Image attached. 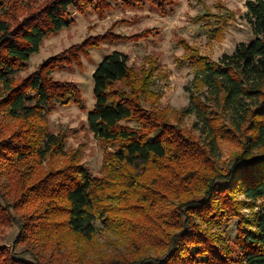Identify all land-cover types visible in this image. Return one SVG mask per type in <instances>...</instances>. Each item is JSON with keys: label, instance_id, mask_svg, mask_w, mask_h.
Segmentation results:
<instances>
[{"label": "trees", "instance_id": "obj_1", "mask_svg": "<svg viewBox=\"0 0 264 264\" xmlns=\"http://www.w3.org/2000/svg\"><path fill=\"white\" fill-rule=\"evenodd\" d=\"M6 6L0 0V123L18 125L10 134L0 125V172L8 180L0 184L8 205L0 202V222L13 221L11 209L18 213L17 244L34 261L0 246V264H264V0H246L251 40L218 61L196 51L188 57L198 64L194 85L206 91L191 92L184 113L196 114L204 139L146 106L158 95L126 53L104 57L93 72L95 104L88 113L90 130L115 148L104 178L75 159L42 170L49 158L67 153L46 115L56 105L83 102L77 84L53 77L62 62L121 36L87 38L63 59H49L24 79L15 75L46 37L74 22V13L103 12L109 1L52 0L16 26L4 17ZM222 140L239 147L227 170L214 151ZM233 220L237 235L230 241L220 228ZM97 222L133 247L100 263L88 260L84 251L97 243Z\"/></svg>", "mask_w": 264, "mask_h": 264}, {"label": "rangeland", "instance_id": "obj_2", "mask_svg": "<svg viewBox=\"0 0 264 264\" xmlns=\"http://www.w3.org/2000/svg\"><path fill=\"white\" fill-rule=\"evenodd\" d=\"M50 1L52 0H7L4 17L16 26L26 16ZM108 1L110 6L103 12L89 7L84 14L74 13V22L46 37L39 52L33 54L26 67L15 75L21 80L51 58L63 59L87 38L107 32L121 36L120 39L101 44L100 48L90 49L88 54L82 53L76 59L63 61L55 70L54 78L71 81L79 86L83 102L80 105L74 102L56 105L46 115L49 132L63 136L67 153L66 156L49 158L43 165V171L61 168L75 159L74 161L89 168L95 177H105L106 162L115 148L97 138L90 130L88 113L95 104L93 72L112 51L126 53L129 56V65L139 77L148 74V88L154 90L158 97L153 105L149 101L146 106L151 110L166 112L170 122L191 130L197 137L202 135L204 139L206 134L199 129L202 124L196 114L184 113V108L191 105V92L206 91L205 87L197 88L194 85L198 64L195 63L196 59L193 58L192 62L188 57L196 51L198 55L218 61L223 54L232 53L239 42L253 38L246 0H164L160 5L152 1ZM216 34L220 36L215 37ZM196 124L197 127H194ZM0 125L7 127L6 134H10L18 124L13 120L2 119ZM206 140L209 141L208 138ZM238 149V144L233 141L222 140L214 143L221 169L232 167L233 154ZM7 181L0 172V184ZM0 202L4 208L8 207L3 200L0 199ZM108 203L113 204L110 200ZM243 211L249 214L251 209L246 208ZM10 214L13 221L10 218L5 223L0 222V246L34 261L26 247L21 243L17 244L20 228L14 218L18 213L11 209ZM97 226V243L90 244L84 251L88 260L100 263L106 258L126 253L133 247L129 238L107 230L100 222H97ZM220 230L233 241L237 235V220H233L228 226L224 225ZM68 248L70 251L73 249L72 246ZM47 254L50 257L51 251Z\"/></svg>", "mask_w": 264, "mask_h": 264}]
</instances>
